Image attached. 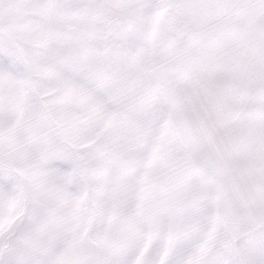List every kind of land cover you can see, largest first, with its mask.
<instances>
[{"label": "snow or ice", "instance_id": "snow-or-ice-1", "mask_svg": "<svg viewBox=\"0 0 264 264\" xmlns=\"http://www.w3.org/2000/svg\"><path fill=\"white\" fill-rule=\"evenodd\" d=\"M0 264H264V0H0Z\"/></svg>", "mask_w": 264, "mask_h": 264}]
</instances>
